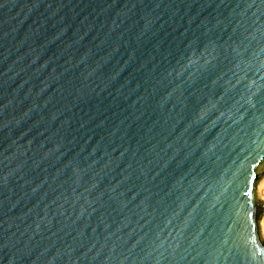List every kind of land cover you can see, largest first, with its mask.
<instances>
[{
  "label": "water",
  "instance_id": "water-1",
  "mask_svg": "<svg viewBox=\"0 0 264 264\" xmlns=\"http://www.w3.org/2000/svg\"><path fill=\"white\" fill-rule=\"evenodd\" d=\"M264 0H0V264H264Z\"/></svg>",
  "mask_w": 264,
  "mask_h": 264
},
{
  "label": "rangeland",
  "instance_id": "rangeland-1",
  "mask_svg": "<svg viewBox=\"0 0 264 264\" xmlns=\"http://www.w3.org/2000/svg\"><path fill=\"white\" fill-rule=\"evenodd\" d=\"M259 174H260L259 175V181H258V184H257V199L260 200V201H264V190H261V191L258 192L259 185L264 180V165L261 168ZM263 221H264V215L262 216L261 221H260L261 235L264 238V225L262 224V223H264Z\"/></svg>",
  "mask_w": 264,
  "mask_h": 264
},
{
  "label": "bare ground",
  "instance_id": "bare-ground-1",
  "mask_svg": "<svg viewBox=\"0 0 264 264\" xmlns=\"http://www.w3.org/2000/svg\"><path fill=\"white\" fill-rule=\"evenodd\" d=\"M264 190V180L263 182L259 185L258 192ZM264 222V221H263ZM264 225V223H262Z\"/></svg>",
  "mask_w": 264,
  "mask_h": 264
},
{
  "label": "snow or ice",
  "instance_id": "snow-or-ice-1",
  "mask_svg": "<svg viewBox=\"0 0 264 264\" xmlns=\"http://www.w3.org/2000/svg\"><path fill=\"white\" fill-rule=\"evenodd\" d=\"M257 179H259V177Z\"/></svg>",
  "mask_w": 264,
  "mask_h": 264
}]
</instances>
